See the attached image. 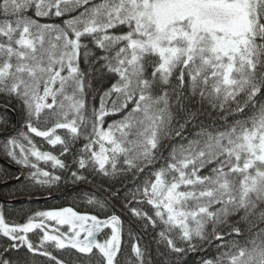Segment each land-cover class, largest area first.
<instances>
[{
    "label": "snow or ice",
    "instance_id": "1",
    "mask_svg": "<svg viewBox=\"0 0 264 264\" xmlns=\"http://www.w3.org/2000/svg\"><path fill=\"white\" fill-rule=\"evenodd\" d=\"M0 159V264H264V0H0Z\"/></svg>",
    "mask_w": 264,
    "mask_h": 264
},
{
    "label": "trees",
    "instance_id": "2",
    "mask_svg": "<svg viewBox=\"0 0 264 264\" xmlns=\"http://www.w3.org/2000/svg\"><path fill=\"white\" fill-rule=\"evenodd\" d=\"M39 140V138H37ZM57 148H52L50 145L46 143L43 145V150H50L54 154H58ZM1 161L5 162L2 163ZM13 166H9L7 164ZM0 173L3 174L0 177V209H3L5 212L6 217L12 221L23 222V214L28 213L29 211H34L37 209H46L51 207L57 206H71L78 196H85V194H89L94 191L93 185L82 184V185H66L62 187L59 191H55L50 198L48 193L44 192L43 195L40 192H36L34 195H29L27 191H18V185L14 180H7L5 184V180L8 176L12 174H19L18 170L15 165L8 163L6 160L0 159ZM73 187L72 189H68L65 192L61 193L68 187ZM9 192H16L15 196H7L6 194ZM61 193V194H60ZM79 203V201H76ZM84 210H88L87 205H82ZM127 230V228H126ZM150 239V236L148 237ZM127 240V237H125ZM127 251V248H126ZM59 251H55L54 254L58 253ZM68 255L60 254L59 256L62 258H68ZM73 264H76L75 257H72ZM38 264H48L46 258H37Z\"/></svg>",
    "mask_w": 264,
    "mask_h": 264
},
{
    "label": "rangeland",
    "instance_id": "3",
    "mask_svg": "<svg viewBox=\"0 0 264 264\" xmlns=\"http://www.w3.org/2000/svg\"><path fill=\"white\" fill-rule=\"evenodd\" d=\"M59 207H61V206H58V207H51V208H46V209H40V210H47V209L59 208ZM100 238L102 239V236H101ZM60 254H61V253L59 252V253H57L56 255H58V257H60V256H59ZM62 255H65V254H62Z\"/></svg>",
    "mask_w": 264,
    "mask_h": 264
},
{
    "label": "water",
    "instance_id": "4",
    "mask_svg": "<svg viewBox=\"0 0 264 264\" xmlns=\"http://www.w3.org/2000/svg\"><path fill=\"white\" fill-rule=\"evenodd\" d=\"M7 164V163H6ZM7 165H9V164H7ZM9 166H11V165H9ZM11 167H13V166H11ZM6 184V183H5ZM8 184V183H7ZM75 186H77V185H75ZM75 186H72V187H68V188H66L65 190H63L61 193H63V192H65L66 190H68V189H72L73 187H75ZM60 193V194H61Z\"/></svg>",
    "mask_w": 264,
    "mask_h": 264
}]
</instances>
